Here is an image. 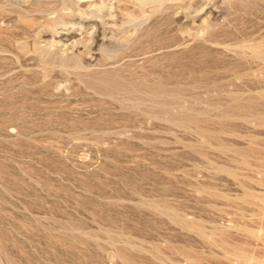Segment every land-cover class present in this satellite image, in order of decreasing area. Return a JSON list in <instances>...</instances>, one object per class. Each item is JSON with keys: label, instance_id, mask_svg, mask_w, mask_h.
<instances>
[{"label": "rangeland", "instance_id": "obj_1", "mask_svg": "<svg viewBox=\"0 0 264 264\" xmlns=\"http://www.w3.org/2000/svg\"><path fill=\"white\" fill-rule=\"evenodd\" d=\"M0 264H264V0H0Z\"/></svg>", "mask_w": 264, "mask_h": 264}, {"label": "bare ground", "instance_id": "obj_2", "mask_svg": "<svg viewBox=\"0 0 264 264\" xmlns=\"http://www.w3.org/2000/svg\"><path fill=\"white\" fill-rule=\"evenodd\" d=\"M152 51V50H151ZM149 53V52H148Z\"/></svg>", "mask_w": 264, "mask_h": 264}]
</instances>
